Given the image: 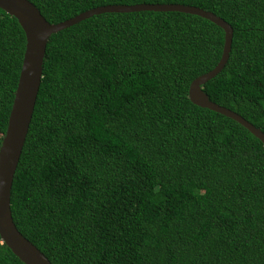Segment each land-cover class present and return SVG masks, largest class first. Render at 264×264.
Segmentation results:
<instances>
[{
  "label": "trees",
  "instance_id": "16d2710c",
  "mask_svg": "<svg viewBox=\"0 0 264 264\" xmlns=\"http://www.w3.org/2000/svg\"><path fill=\"white\" fill-rule=\"evenodd\" d=\"M50 23L180 3L233 28L202 87L264 132V0H29ZM224 31L177 11L105 12L50 35L11 188L17 229L52 264H264V145L193 104ZM25 50L0 9V143ZM0 264H24L1 241Z\"/></svg>",
  "mask_w": 264,
  "mask_h": 264
},
{
  "label": "water",
  "instance_id": "95a60500",
  "mask_svg": "<svg viewBox=\"0 0 264 264\" xmlns=\"http://www.w3.org/2000/svg\"><path fill=\"white\" fill-rule=\"evenodd\" d=\"M0 9L14 16L25 33V50L8 116L7 127L0 143V238L24 264H52L31 241L17 229L11 213V188L16 167L27 136L39 90L47 41L51 34L105 12L177 11L208 19L224 31L222 52L217 64L194 78L188 88L189 100L202 108L218 112L245 127L264 145V132L238 113L209 99L203 85L217 75L226 64L231 50L233 28L215 13L180 3L109 4L83 11L57 23L48 22L29 0H0Z\"/></svg>",
  "mask_w": 264,
  "mask_h": 264
}]
</instances>
